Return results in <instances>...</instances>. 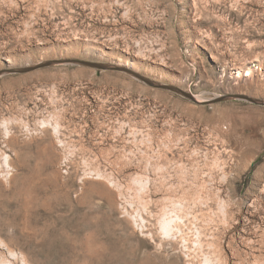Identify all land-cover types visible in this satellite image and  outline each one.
Segmentation results:
<instances>
[{
  "label": "rangeland",
  "instance_id": "1",
  "mask_svg": "<svg viewBox=\"0 0 264 264\" xmlns=\"http://www.w3.org/2000/svg\"><path fill=\"white\" fill-rule=\"evenodd\" d=\"M69 58L200 102L0 75V264H264V0H0V71Z\"/></svg>",
  "mask_w": 264,
  "mask_h": 264
},
{
  "label": "water",
  "instance_id": "2",
  "mask_svg": "<svg viewBox=\"0 0 264 264\" xmlns=\"http://www.w3.org/2000/svg\"><path fill=\"white\" fill-rule=\"evenodd\" d=\"M58 62H64V63H74V64H79V65H84V66H89V67H94L96 69H106V70H121L124 72H127L129 74H131L132 76H134L135 78H137L138 80L142 81L143 83H146L152 87H156V88H163V89H168V90H172L174 92H177L178 94L191 99L194 102H200L199 100H197L193 95H191L190 93H187L186 91L173 86V85H169V84H162V83H158L154 80H151L141 74H139L138 72L127 68L125 66H120V65H111V64H107V63H102V62H97V61H90V60H83V59H75V58H69V59H63V60H48V61H44L38 64H35L33 66H25V67H16V68H7V69H3L0 71V75L2 74H6V73H24L39 67H44V66H49L51 64L54 63H58ZM233 97L235 98H239V99H244L247 100L249 102L252 103H256V104H261L264 105V100L261 99H257V98H253L247 95H243V94H237V95H233ZM218 98V99H213L212 101H216V100H220L222 99ZM209 102V101H206Z\"/></svg>",
  "mask_w": 264,
  "mask_h": 264
},
{
  "label": "bare ground",
  "instance_id": "3",
  "mask_svg": "<svg viewBox=\"0 0 264 264\" xmlns=\"http://www.w3.org/2000/svg\"><path fill=\"white\" fill-rule=\"evenodd\" d=\"M197 99V98H196ZM197 100H200V99H197ZM88 217V216H87ZM87 218H85L84 219V221L86 220ZM93 220V219H92ZM91 219L90 220H87V221H90V224L92 225V223H93V221H92ZM86 222V221H85ZM84 222V223H85ZM88 224V223H87ZM85 225V224H84ZM86 226H88L89 227V225H86ZM96 226H97V224H96ZM166 226V225H165ZM164 226V229L165 228H167V227H165ZM92 227V226H91ZM168 229H169V227H168ZM100 230V229H99ZM94 231V230H93ZM92 231V232H93ZM97 231H98V228H97V230H96V233H97ZM99 232V231H98ZM89 233H91V231H89ZM92 234V233H91ZM168 234V233H167ZM94 235V234H93ZM93 235H91L92 237H93ZM129 252V251H128ZM130 253H128V255H129ZM129 262V261H128ZM141 264H153L152 262H151V260L150 259H148L147 257L146 258H144L143 260H141Z\"/></svg>",
  "mask_w": 264,
  "mask_h": 264
}]
</instances>
